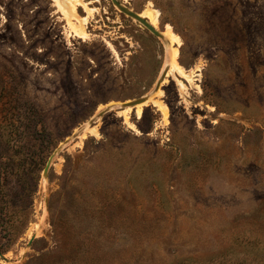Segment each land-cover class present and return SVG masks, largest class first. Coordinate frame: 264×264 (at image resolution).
<instances>
[{"label":"rangeland","instance_id":"374dc122","mask_svg":"<svg viewBox=\"0 0 264 264\" xmlns=\"http://www.w3.org/2000/svg\"><path fill=\"white\" fill-rule=\"evenodd\" d=\"M71 1L0 0V264H264V0Z\"/></svg>","mask_w":264,"mask_h":264},{"label":"water","instance_id":"95a60500","mask_svg":"<svg viewBox=\"0 0 264 264\" xmlns=\"http://www.w3.org/2000/svg\"><path fill=\"white\" fill-rule=\"evenodd\" d=\"M110 1H111L112 5L119 12H121L122 14L127 16L128 18L132 19L133 21L137 22L139 25H141L143 28H145L149 33H151L154 37L161 40L167 51L170 50L171 44L164 37L163 32L156 29V27L151 25L150 22L148 20H146L144 17H142L139 13H136V12L132 11L131 9H129L128 7H126L122 2H120V0H110ZM168 70H169V62L165 63V66H163V68L161 69V72L159 74V77H158L154 87L146 95H144L140 98L128 101V102H123V103L115 104V105H109V106L105 107L104 109L98 111V113L85 125V127L81 128L77 133L72 135L70 140L68 139V140L64 141L61 145H59V147L54 151V153L47 160L46 165H45L43 172H42V178L46 179L48 170L52 164L54 157L62 150V148L65 145H67L71 140L79 137L84 131H86V129H88L90 127L89 125L96 122L104 114H106L107 112L113 111L115 109H121L122 110V109H125L127 107L134 108L137 105H141V104L146 103L147 101L152 99L154 96H156L158 94V92L160 91V88L163 85V83L167 77ZM45 207H47V199H45ZM39 233H40V229H37L32 234V236L30 237L28 243L26 244V246L24 248L23 255H22L21 259H23L25 257V254L28 251V249L30 248L32 241L39 235ZM0 257L4 258V256L1 254H0Z\"/></svg>","mask_w":264,"mask_h":264},{"label":"bare ground","instance_id":"6f19581e","mask_svg":"<svg viewBox=\"0 0 264 264\" xmlns=\"http://www.w3.org/2000/svg\"><path fill=\"white\" fill-rule=\"evenodd\" d=\"M75 2V3H74ZM80 6V5H82L81 4V1H71V9H72V11L74 12L75 10H76V8H77V6ZM58 6L61 8V5H60V3L58 2ZM83 7H84V9H86L87 10V8H86V6L85 5H83ZM91 13V11L90 10H88L87 11V13ZM141 16L142 17H145V18H147L148 19V21L150 22V24L151 25H154L155 26V24H156V22H157V13H156V11L155 10H152V9H147L145 12H143L142 14H141ZM82 21H84V20H82ZM84 25V24H83ZM74 26V25H73ZM75 29V28H74ZM79 32V31H78ZM83 32V31H82ZM85 33V32H84ZM165 36L171 41V42H176L177 40H176V36H174V34H173V32H172V29H171V27L170 26H166V28H165ZM85 35V34H84ZM77 36H79V34L77 35ZM86 36V35H85ZM81 37V36H80ZM176 37V38H175ZM175 50H177V49H175ZM171 59H169L168 57L169 56H167V58L169 59V60H171V62L169 61V63L171 64V68L172 69H174V70H176L177 72H179L180 74H182V69H181V67L179 66V65H177V63H176V61H175V52L174 53H172L171 52ZM166 58V59H167ZM168 63V62H167ZM175 71V72H176ZM172 72V71H171ZM174 72V71H173ZM186 73V72H185ZM185 76V75H184ZM189 80H190V78H189ZM158 107H159V109L161 110V112L163 113L162 115H164V116H166L167 115V108H166V106H164V105H162V104H158ZM128 109V108H127ZM124 110H126V109H124ZM123 110V111H124ZM128 111V110H127ZM140 113V106H138L137 105V115H140L139 114Z\"/></svg>","mask_w":264,"mask_h":264}]
</instances>
